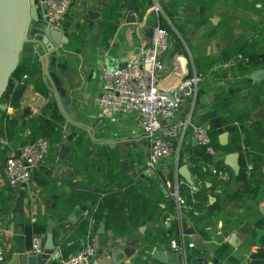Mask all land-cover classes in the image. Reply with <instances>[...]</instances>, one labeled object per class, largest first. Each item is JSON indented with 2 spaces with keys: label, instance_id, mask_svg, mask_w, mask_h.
<instances>
[{
  "label": "crops",
  "instance_id": "1",
  "mask_svg": "<svg viewBox=\"0 0 264 264\" xmlns=\"http://www.w3.org/2000/svg\"><path fill=\"white\" fill-rule=\"evenodd\" d=\"M159 1L164 10L163 22L170 28V47L165 57L167 64L170 68L174 66L175 69L172 72L177 73L179 64L185 62V71L181 77L193 74L195 70L204 75V80L198 88L199 99L195 111L199 115L211 111L214 102L222 95L221 92L228 93L232 88L242 89L238 97L243 96L244 101L235 102L227 108H231L234 112L245 105L252 108L251 118L243 121L246 126L245 133L237 127L233 131L226 130L229 133L227 145L231 147V151L219 148L215 151L212 160L207 161V157L203 155L200 161L195 162L196 152L200 150L201 146L190 138H187L184 144L183 162L178 167L188 164L192 176L197 174L200 180H203V177L199 173V169L197 171V167L202 166L204 172L205 169L215 166L214 163L217 161L224 160L225 162L226 155L231 152L239 153L240 170L244 169L249 172L247 183L240 185L238 182H230V186L226 187L224 193L218 191L216 175L209 176L212 182H217L215 186L211 181L206 180V185L211 187L208 191L210 203H217L218 208L206 222L201 220L200 214L190 213L188 215L186 229H192L193 232H186V240L195 244V247L190 250L191 262L193 263L194 259L205 257L216 264H242V262L249 264L252 255L263 246L262 239L264 237V214L260 210V208H264V151L259 149L264 142V93L255 99L256 93L249 88L252 80L248 78V74L221 78L220 74H213L212 70L217 71L218 67H224V57L228 56L236 46L244 45L259 50L264 48V0ZM116 2L121 8L120 21L114 34L106 39L103 36L102 25L109 19L105 12ZM142 2L143 0H139V5L136 6L135 0H73V6L66 15L61 29L69 41L60 45L61 56L52 66V70L60 75L64 87L67 88L72 116L66 115L57 95L52 92L51 84L44 73L45 53L43 49L37 44L30 43L35 54L39 55L42 60V69L49 88V95L38 92L30 84L24 89L18 108L5 106L6 104L3 103L0 104V109L7 111L11 117L16 119L20 141H31L29 140L32 136L29 122L45 115L59 125L63 138L60 141L49 140L53 146L46 164L35 171L29 184L18 188L9 186L4 171V160L14 148L9 142L8 145L0 143V197L11 196L10 202L0 206V221L4 228L2 241L8 259H11L14 254L31 251L35 234L41 236L43 248L46 228L49 220L52 219L58 224L55 230V240L61 252V259L69 257L86 244L92 243L97 247L98 253L90 264H173L163 262L153 255L155 248L167 254L175 253L170 246L172 238L168 240L159 230L162 228L159 220L162 214L157 213L158 210H156L157 214L151 216L147 222L130 229L122 236L116 235L108 228L105 214L95 220L93 214L89 215V210L83 216L71 221L70 218L73 217L77 207L88 200L91 201L88 199L79 202L76 207H70L73 192L71 182L76 181L84 187H88L89 179H87V174L75 170V167H78L81 171V164L76 161L71 163L73 158L79 159V156H75L73 153L72 148L65 162L58 163L61 144H71L72 140L76 139L78 131L83 132V134L92 135L88 139V143L109 148L108 150L114 156L117 154V157L115 156L112 161L116 169L112 172H109L110 168L107 167V158L97 155L96 159V155H93L95 168L98 172L96 182L101 185L99 190H115L121 185L124 186L129 180H135L136 182H133L137 184V177L141 176L139 168L146 158L147 150L145 141L137 130V122L133 116L122 117L114 124L99 119L95 98L102 85L101 67L103 65L119 67L122 62H127L132 56L138 54L142 44L149 40L146 34L149 26L156 24L157 16L152 10V0ZM127 3L129 6L126 7ZM171 3L176 4L171 6ZM201 6L205 8L203 15L200 14ZM169 8L170 10L177 8L174 17L177 24L185 25L186 32L194 34L196 40L185 39L184 36L187 33L185 35L179 33L174 23L170 21ZM89 10L98 12L99 15L90 18ZM130 10H135L137 15L135 31L132 30L133 25L126 22V16ZM190 12L196 14L188 15ZM198 15H205L207 22L195 29L193 20L198 18ZM40 17L42 19L41 14ZM187 18L193 19L188 21ZM226 18L229 19L228 32L235 31L234 38L229 37L228 32L225 33L224 29H221L214 37L207 38V33ZM83 23L87 28H91V31L87 32L85 38L79 40V37L76 36L78 33L75 32L78 26ZM221 40H225L223 45L220 43ZM240 55L242 54L239 53L238 56ZM260 63H263V66L255 70L264 68V56H261ZM198 64L200 68L197 67ZM213 65L216 66L209 70V66ZM252 85L264 90V80L261 82L252 81ZM51 100L57 103L59 111L64 116V121L59 122L52 118L53 115L48 108ZM26 108H29L30 112L25 116L24 109ZM225 109L226 107L223 106L220 110L223 118L222 124L231 126L230 121L235 115L226 112ZM66 112L69 113L68 110ZM182 115L180 112L178 117L181 118ZM201 124L209 132L211 131L212 126L208 122ZM236 124L241 128L242 124ZM236 124H232V126H236ZM257 126L260 130H257ZM253 133H256L257 137L253 136ZM115 134H117L116 137ZM220 134H217V139ZM93 135L101 137L94 139ZM121 141L128 143V147H121L119 145ZM254 142L257 143L256 146H253ZM190 144L193 147L189 148ZM125 150H127L126 153L129 150L130 155H123ZM247 153H250L249 157H247ZM175 166L176 161L172 159L169 168L174 169ZM250 166L252 169H249ZM118 167H120L119 171ZM117 172L119 173L116 174ZM144 176L147 181L138 184V189L147 193L151 204L158 202L161 207H165L170 198L166 195L160 180L156 176L145 174ZM89 188L92 189V186ZM18 196L25 197L24 214L13 211ZM162 199L163 202H159ZM235 200L241 201L242 204L233 207L232 203ZM174 213L175 209L170 213V218ZM63 215L65 216L61 217ZM91 223L92 225H90ZM102 225L104 227H101ZM167 226H170V223H167ZM232 234L238 236L237 245H239L237 247L228 241ZM125 248L134 250L131 258L126 256ZM196 252L197 255L193 256ZM59 263L55 262L54 264Z\"/></svg>",
  "mask_w": 264,
  "mask_h": 264
},
{
  "label": "built area",
  "instance_id": "2",
  "mask_svg": "<svg viewBox=\"0 0 264 264\" xmlns=\"http://www.w3.org/2000/svg\"><path fill=\"white\" fill-rule=\"evenodd\" d=\"M39 5L42 21L51 28L61 30L66 15L73 6V0H39ZM152 10L157 16V22L152 26L151 37L147 43L142 44L139 53L122 67H101L102 85L95 98L97 116L112 124L122 117L135 118L137 130L147 148L146 158L139 168L140 175L156 176L168 198L173 201L175 213L165 223L174 220L178 225L179 236L170 240V246L178 256L177 264H193L190 250L195 244L187 242L186 228H183V221L188 219L193 208L187 203L182 186L187 184L190 193L194 194L200 190L203 181L196 174L193 176L194 185L188 184L179 174L178 165L180 151L187 138L196 140L207 153L215 154L209 131L194 117L198 88L204 75L195 70L193 74L182 76L178 85L170 90L158 87L160 81L168 77L175 68H170L165 58L170 47V28L163 22L164 10L159 0H152ZM239 57L242 58L241 55ZM248 61V58L244 59V62ZM237 64L238 61L232 59L223 66ZM26 78L27 75H24L17 83L23 85ZM5 106L10 107V104ZM180 112L183 114L181 118L178 117ZM0 143L8 145L7 138L0 136ZM52 146L48 139L40 137L13 149L4 160L9 186L18 188L29 184L35 171L46 164ZM172 159L176 161L174 169L169 168ZM209 169L218 180H229L227 170L217 169L215 166ZM217 188L222 192V186L218 185ZM3 233L0 221V262L7 258L2 241ZM42 249L41 236L35 234L32 250L41 252ZM97 253V247L88 243L69 257L60 259L59 264H90Z\"/></svg>",
  "mask_w": 264,
  "mask_h": 264
},
{
  "label": "trees",
  "instance_id": "3",
  "mask_svg": "<svg viewBox=\"0 0 264 264\" xmlns=\"http://www.w3.org/2000/svg\"><path fill=\"white\" fill-rule=\"evenodd\" d=\"M137 5H139L138 1L135 0ZM146 0H143L145 2ZM142 2V3H143ZM176 3H171V6H174ZM129 6L128 3L126 4V7ZM120 10L119 4L116 2L115 5L111 6L107 9L105 12L106 16L108 17V21L103 23L102 29L103 36L107 39L110 38L114 32L116 27L119 24V16H120ZM177 8L174 10H170L168 15L171 17V21L174 23L176 29L179 31L180 34L185 35L186 28L185 25H182L181 23L177 24L175 13ZM168 11V8H167ZM179 11V10H178ZM199 17L194 18L195 20V29L203 26L205 22H207L206 16L198 15ZM193 18H187L188 21H192ZM228 18L224 19L219 25L212 28L206 35L207 38H212L217 33L220 32L221 29H224V32L227 33L229 29V22ZM225 53V51H224ZM241 53L242 58L238 56V54ZM226 55V53H225ZM261 56H264V48H261V50L255 48V47H248V46H236L235 49L228 54V56L224 57V63L230 61L231 59L236 58L238 61V64L236 66H230V67H218L219 70L213 71V74H220L219 76L221 78L226 77H236L238 75H246L249 74L251 71L263 66V63H260ZM248 58V62H244V59ZM216 65L209 66V70L213 69ZM198 68H200V65H197ZM27 75V78L24 80V84L21 85L17 83L18 81H21L23 76ZM251 87L250 89H253L254 93H256L255 99H258L263 93V88H260L258 86L252 85V81H250ZM32 84L38 92L49 95V88L47 87V83L45 81L43 69H42V60L39 55H36L32 45L30 43H25L23 46V49L20 54V60L19 64L12 74L8 87L1 99L0 104H10V106L14 108H18L20 105V98L24 92V89ZM242 89H235L232 88L230 92H221L222 95L218 97V100H216L211 107L212 110L207 112L206 114L199 115L197 111H195L194 117L195 120L198 123L202 122H208L212 128L210 133L211 139H212V145L213 149L216 151L219 148H222L226 151H231V147L229 145H221L220 142L217 139L218 133H223L224 131H233L235 127L237 129L239 128L243 133L246 132V126L243 124V121L246 119H250L252 116V108L248 105H245L241 107L237 112H234L231 108H227L229 105H233L239 102L244 101V97L238 95L241 93ZM199 99V92L197 96V101ZM196 101V105H197ZM223 106L226 107V112H230V114H234V118L231 119L230 123L232 124H242L241 128L239 125L236 124V126H225L222 124V116H221V109ZM48 108L50 109L51 114L53 115L52 118L56 121H64V116L59 111L58 105L55 101L51 100L49 103ZM196 108V106H195ZM239 114V115H238ZM0 136L7 138L8 142L11 143L12 148L16 149L28 142L34 141L40 137L46 138L51 141H60L63 138L62 130L59 127V125L49 119L46 115L37 117L29 122V129L31 130L32 136L31 141H20L18 136V130L16 128V119L11 117V115L7 111H1L0 109ZM228 123V122H226ZM8 127H7V125ZM257 130H260V128L257 126ZM85 135V134H83ZM78 136L76 140H74L71 143V148L73 150V153L75 156H79L78 158H73L71 160V163L78 162L82 165L81 171L78 169V167H75V170L77 172H82L84 174H87V179H89L88 187H84L82 184L74 181H70L73 186V192L72 197L70 199L71 204H69L70 207H76L79 202L86 201L88 199H91V202L93 203L91 205L89 215L93 214V217L98 219L103 216V214L106 215V221L107 226L109 229H111L116 235H125L127 231L133 228H136L138 225L144 224L148 221V219L157 214L161 213L162 216L159 218L160 224L162 225V228L159 229L161 232H163L165 238L170 240L171 238H178L179 236V229L178 225L175 221L169 220L168 223H170V226H167V223L165 221L167 218L170 217V213L174 211V203L171 199L167 201V204H165V207H161L160 204H151L150 198H148L146 192H141L137 186L138 184L134 183L135 180H129L127 181L124 186H120L118 189L115 190H99V186H101L98 182H96V175L97 171L95 168V160L93 159L94 151L92 149L91 144H88V142L84 139V136ZM253 136L257 137L256 133H253ZM12 142L14 143L12 145ZM256 142L253 143V146H256ZM193 147L191 144L189 145V148ZM109 148H101V155L105 158H107L108 161V168H110L109 172H112L116 169L114 163L112 161L115 159V156L108 150ZM185 146L181 148L180 151V163L183 162L182 160V154L184 152ZM260 151H264V142H262L261 146L259 147ZM196 159L195 162L200 161V158L205 155L207 157V161H210L213 159L214 154L209 152L207 153L203 148H200L199 151L196 152ZM247 157H249L250 153L246 154ZM215 164V167L217 169H225L229 172V180L227 181H221L217 180L218 185L222 186V193H224L226 187H229L232 182H238L240 185L247 183L249 180L248 174L249 172L241 169L238 175H235L233 170L227 166L224 162V160L217 161ZM102 168V167H101ZM199 169V173L203 177V184L200 188V190L197 193L191 194L189 186L187 184H184L182 186V192L186 196L187 203L191 205L193 210L190 212L191 214H200L202 217L201 220L206 222L208 218L212 215V213L217 210L218 204L217 203H210V199L208 197V191L211 189V187L206 185V180L211 181L212 179H209L210 175H213V172L210 169H205L203 172V167L199 166L197 167V171ZM117 172L116 174H118ZM215 175V174H214ZM200 177V176H199ZM134 181V182H133ZM216 182V183H217ZM231 182V183H230ZM216 183L213 181L212 185L215 186ZM82 185V186H81ZM92 186V189L89 187ZM104 193V194H102ZM2 197V196H1ZM0 197V206L3 204H7V202L11 200V196H5L4 198ZM159 202H163L162 200H159ZM241 202V201H240ZM239 200H235V202L232 203L233 207H236L237 204L240 203ZM9 210V208H8ZM158 210V212L156 211ZM171 211V212H169ZM157 212V213H156ZM65 215L61 216L64 217ZM63 219V218H62ZM188 227V219H185L183 221V228ZM166 233V234H165ZM263 246L255 252L251 257V262L249 264H264V237L262 239ZM194 254L193 256H196ZM192 257V256H190Z\"/></svg>",
  "mask_w": 264,
  "mask_h": 264
},
{
  "label": "water",
  "instance_id": "4",
  "mask_svg": "<svg viewBox=\"0 0 264 264\" xmlns=\"http://www.w3.org/2000/svg\"><path fill=\"white\" fill-rule=\"evenodd\" d=\"M204 6L200 7V14H204ZM98 12L89 10L88 15L93 18ZM196 13L190 12L188 15H195ZM99 15V14H98ZM126 22L132 24V30H136L137 15L135 10H130L126 16ZM235 31L228 32V36L234 38ZM152 26L150 25L146 34L147 39L151 37ZM185 39L196 40V36L191 33H187L184 36ZM69 38L61 30L51 28L46 25L40 17V5L39 0H0V102L8 87L10 78L16 70L20 54L25 43H34L39 45L45 55L44 73L48 78L52 92L57 95L59 102L61 103L63 111L67 116H72L71 106L68 103V91L64 87L60 75L52 70L53 64L61 56L60 45L64 42L67 43ZM225 40H221L223 45ZM126 63L122 62L119 67L124 66ZM179 64V63H178ZM177 73H171L168 77L164 78L158 84V87L163 90H170L176 87L180 81L181 74L185 71V62L179 64ZM248 78L255 82H261L264 80V68L253 70L248 74ZM66 110L69 111L66 112ZM29 108L24 109V115H28ZM229 141V133L227 131L219 135V142L221 145H227ZM197 143L196 140H194ZM121 147H128V143L119 142ZM71 150V144L63 143L60 146L58 155V163L65 162L69 151ZM97 159V157H95ZM225 164L229 166L235 175L240 172L239 165V153L231 152L225 157ZM179 174L187 181L188 184L194 185L193 176L188 164H183L179 167ZM147 179L144 174L137 177V184L145 183ZM92 202L90 200L81 204L75 210L73 217L70 218L74 221L76 218L83 216L91 208ZM264 214V208H260ZM13 211L16 213H25V197L18 196L15 201V207ZM91 220V217H89ZM92 224V223H91ZM90 224V225H91ZM58 224L50 219L46 228V238L41 252L31 250L29 252L19 253L12 255L11 259L6 258L5 261L0 264H54L61 259V252L58 249L59 246L55 240V230ZM101 227H104L103 225ZM104 229V228H103ZM193 232L192 229H186V232ZM103 233V232H102ZM238 236L232 234L229 237V243L234 246L237 245ZM131 248H125L124 252L127 257L131 258L134 250ZM153 255L163 261L173 264H177V254H167L162 250L155 248ZM193 264H216L209 261L205 257H201L193 260ZM242 264H245L242 262Z\"/></svg>",
  "mask_w": 264,
  "mask_h": 264
},
{
  "label": "rangeland",
  "instance_id": "5",
  "mask_svg": "<svg viewBox=\"0 0 264 264\" xmlns=\"http://www.w3.org/2000/svg\"><path fill=\"white\" fill-rule=\"evenodd\" d=\"M89 31H91V28H87L86 26H85V23H83V24H81L80 26H78V28H77V31L75 32V33H78L76 36L77 37H79V40L81 39V38H85L86 36H87V32H89ZM83 135V132L81 133V132H79L78 131V133L76 134V136L78 137V136H82ZM116 135L117 134H115V137H116ZM84 136V139L88 142L89 140V138L90 137H92V135H87V134H85V135H83ZM77 137H76V139H77ZM93 137H95L94 139H99L100 137H98V135H93ZM76 139H73L72 140V142L74 141V140H76ZM94 139H92L93 141H95ZM88 144H91V146H92V149L93 150H95L94 152V154L96 155V157H98V156H100L101 154V148H104V147H100L99 145H97V144H93V143H91V142H89ZM127 152V150H125V151H123V155H130V153H129V150H128V153H126ZM98 155V156H97ZM117 155V154H116ZM115 155V156H116ZM122 155V156H123ZM118 156H120V155H118ZM117 157V156H116ZM120 170V167H118V171ZM121 172V171H120Z\"/></svg>",
  "mask_w": 264,
  "mask_h": 264
}]
</instances>
